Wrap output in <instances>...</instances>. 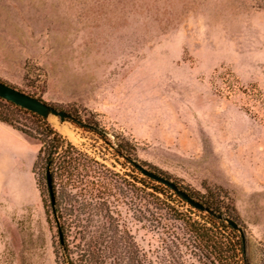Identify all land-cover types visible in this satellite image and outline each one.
I'll return each mask as SVG.
<instances>
[{"label":"rangeland","instance_id":"obj_1","mask_svg":"<svg viewBox=\"0 0 264 264\" xmlns=\"http://www.w3.org/2000/svg\"><path fill=\"white\" fill-rule=\"evenodd\" d=\"M0 53L1 81L77 109L148 169L228 205L243 264H264V0H0ZM48 120L106 164L111 214L148 261L206 264L166 203L200 220L207 212L130 186V173L145 175L100 133ZM30 172L0 185V264H64L41 164ZM61 190L65 223L87 217L81 207L69 214V195L84 200L80 183ZM64 240L75 249L76 230Z\"/></svg>","mask_w":264,"mask_h":264},{"label":"trees","instance_id":"obj_2","mask_svg":"<svg viewBox=\"0 0 264 264\" xmlns=\"http://www.w3.org/2000/svg\"><path fill=\"white\" fill-rule=\"evenodd\" d=\"M28 94L39 97L35 94ZM67 111L71 115L69 118L71 122L82 128L100 133L110 145L113 144L115 151L125 156L128 161L133 157L130 148L120 143H112L106 138L105 131L100 129L95 122L83 117L77 109ZM0 121L12 125L27 136L36 139L40 144L33 164V171L37 165L41 164L46 186L47 171L50 173L51 188L55 199L53 203L50 199V205L55 226L59 235L60 233L65 234L66 230L74 228L79 238V243L75 249L68 248L65 240L63 242L59 240L64 264H153L147 260L146 254L137 246L128 229L118 230L119 222L111 214L108 202L104 197L109 188L110 172L106 164L89 157L87 153L80 150L48 118L1 97ZM93 163L92 174L94 178L92 181L85 182V173L82 174V171L87 169L88 172V169L93 167ZM133 170L138 171L139 169L133 167ZM157 173L160 172L157 171ZM129 176L128 184L130 186L133 187L139 184V188L144 191L151 189L152 192L149 191V194L164 196V199H162L164 202L166 199H170L172 195H176L182 201L187 202L169 186L161 182L158 185L164 189L156 185H149L148 181L156 180L147 176H138L134 173H130ZM78 182L81 190H84L81 191L84 200L78 204L77 200L74 199L75 195H69V214L78 212L80 207L88 214L84 219H80L78 214V218L75 217L74 219L75 221L71 220L66 224L61 213L59 197L61 186L66 190L68 186L74 188ZM180 186L203 205L215 212L224 213L235 222L238 221L228 205L204 200L198 193L196 194L194 191L182 185ZM87 194H89V198L85 199ZM166 204L175 213L177 219L185 222V225L193 234L194 241L197 242L196 244L201 250V256L206 264H243L244 244L241 235L234 227L209 213L204 215L206 216L205 219L200 220L192 214L191 209L184 210L168 202ZM192 207L194 206L191 205ZM196 210L201 213L204 212L198 208ZM90 215L95 216L96 219L94 220Z\"/></svg>","mask_w":264,"mask_h":264},{"label":"water","instance_id":"obj_3","mask_svg":"<svg viewBox=\"0 0 264 264\" xmlns=\"http://www.w3.org/2000/svg\"><path fill=\"white\" fill-rule=\"evenodd\" d=\"M0 97L10 102H13L14 104L19 105L25 109L38 113L46 118H48L50 115H55L59 117L60 121H64V120H69V118L71 117V115L67 111L59 109L56 106L47 103L43 99L30 95L1 80H0ZM130 161L137 169L141 171L142 174L156 181H159L164 185L169 186L177 194L183 197L189 204L193 205L195 208H198L200 210L209 213L210 215L217 217L218 219L225 221L226 223L234 227L236 230H238L241 236L243 237L242 228L233 219L227 217L224 213L215 212L206 205H203L202 203L194 199L191 195H189L177 183L151 169H148L139 161L133 158H131ZM47 187L49 189L50 199L53 203L55 199L51 188L52 184H51L49 171H47ZM59 236L61 240V233Z\"/></svg>","mask_w":264,"mask_h":264},{"label":"crops","instance_id":"obj_4","mask_svg":"<svg viewBox=\"0 0 264 264\" xmlns=\"http://www.w3.org/2000/svg\"><path fill=\"white\" fill-rule=\"evenodd\" d=\"M8 59L0 53V63ZM31 137L0 121V185H17L18 179L31 171L36 158ZM38 151V150H37Z\"/></svg>","mask_w":264,"mask_h":264},{"label":"bare ground","instance_id":"obj_5","mask_svg":"<svg viewBox=\"0 0 264 264\" xmlns=\"http://www.w3.org/2000/svg\"><path fill=\"white\" fill-rule=\"evenodd\" d=\"M58 123H59V122H58ZM57 125H58V124H57ZM64 125H65V124H64ZM64 125H63V126H64ZM65 126H66V125H65ZM60 130H61V129H60ZM67 133H70V132H67ZM70 135H71V133H70Z\"/></svg>","mask_w":264,"mask_h":264}]
</instances>
